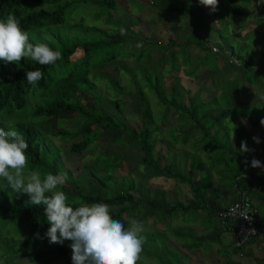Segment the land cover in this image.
<instances>
[{
    "label": "trees",
    "instance_id": "obj_1",
    "mask_svg": "<svg viewBox=\"0 0 264 264\" xmlns=\"http://www.w3.org/2000/svg\"><path fill=\"white\" fill-rule=\"evenodd\" d=\"M178 1L172 0L180 7L176 13L183 14L181 23L190 25L182 33V40L170 37L164 43L124 25V16L132 20L134 17L122 11L117 0H0V19L14 14L22 28L30 32V42L49 43L53 50L62 53V59L51 65H40L30 59L19 64L0 60V127L10 124L23 135L29 145L26 150L29 169L40 171L42 176L67 173L62 190L69 197V204L106 203L113 219L120 220L125 228L133 220L142 222L146 240L141 255L154 258L159 264H190L185 253L207 255L216 246L217 255L229 260L246 243L236 245L234 235L218 225L217 212L223 208L218 185L231 187L237 199L244 193L264 191V167H251L253 158L264 165V125L260 123L264 119V89L262 80L255 76L257 72L264 77V57L256 51L264 41V33L252 29L239 38L230 37L227 25L228 19L243 17L263 26L264 0H238V3L225 0L230 5L223 13L220 9L224 0H219L215 11L200 5L199 0H195V7ZM117 11L120 17H116ZM222 14L229 18L223 19ZM169 18L178 16L174 13L158 16L162 21ZM118 28L127 33L122 35L116 31ZM46 36L50 39L46 40ZM174 47L179 48L180 59L174 56ZM154 53L157 58H153ZM125 58H134L139 78L133 75L130 65L122 63ZM223 59L230 60L237 70L222 78L220 93L215 89L212 95L201 97L200 88L191 86V80L202 68L220 74L224 65L218 66L216 61ZM112 68L118 69L115 75L105 72ZM36 69L43 73V78L35 85L29 84L26 72ZM178 70L182 71L181 77L165 80L164 71ZM123 77L127 79L125 83ZM98 79L108 84L107 89L113 93L110 99L98 88ZM245 84L255 85L259 90ZM241 95L247 100L238 103ZM257 103L262 107L259 111ZM110 105L112 111L107 109ZM170 112L178 124L170 125L166 131L168 142L157 137L162 134V124ZM229 116L233 126L227 124ZM54 117L55 129L44 131L43 122ZM244 119L249 128L242 123ZM73 121L75 128L70 127ZM184 124L191 127L182 129ZM194 129L198 135L193 133ZM242 129L246 135L240 132ZM253 134L261 136L260 143L252 144L255 156L240 151L242 138ZM51 136L69 141L68 148L75 153L90 151L99 139L113 138L121 148L110 156L98 154L93 177L85 183L63 167L61 151ZM160 141L167 145L168 152L177 143L189 144L192 151L182 150L177 160L172 157L167 164L162 163L171 155L156 149ZM129 143L142 149L141 167H150L186 184L191 198L186 202L168 200L167 189L139 188L132 178L126 183L112 179V172L123 161L122 147ZM204 158L207 166L202 162ZM101 171L106 176H97ZM213 177L217 183H213ZM29 199L27 194L15 193L0 178V241L11 232L16 234L23 245L15 255L22 263L51 264L62 259L72 264V241L50 243L45 236L50 224L44 206L32 205ZM261 201L264 206V200ZM259 216L264 219L260 212ZM147 219H151L152 226L146 224ZM203 223L208 227L200 230ZM170 234L178 249L168 245L165 236ZM250 241L264 243L259 239ZM224 250L227 252L220 254ZM6 252L2 249L4 255Z\"/></svg>",
    "mask_w": 264,
    "mask_h": 264
},
{
    "label": "rangeland",
    "instance_id": "obj_2",
    "mask_svg": "<svg viewBox=\"0 0 264 264\" xmlns=\"http://www.w3.org/2000/svg\"><path fill=\"white\" fill-rule=\"evenodd\" d=\"M118 1V6L121 8L122 11H127L134 19H130L128 17H125L124 14H122L123 17V22L124 25L128 26L131 30L139 32L143 34L144 36L150 37L152 40L156 41H161V42H167L168 38H173V37H178V40H182V33L186 31L189 27V23H181V18L183 17V14L176 13L177 9H180L178 5H176L172 0H117ZM236 3H238V0H235ZM179 4L185 3L189 5L190 7H195L196 1L195 0H179ZM225 0L222 1L221 3V9L220 12L223 13L225 11V7L229 6ZM203 6V5H202ZM252 6V3L251 5ZM232 7V5L230 6ZM161 13H174L175 15L178 16V19H172L169 18L165 21L159 20L158 16ZM116 17H120V12H115ZM223 19L229 18L227 17V14H222ZM214 17V16H213ZM209 16L205 19L208 22ZM229 20V21H228ZM228 29H229V35L230 37H236L239 38L240 36L245 35L244 33L251 31L252 29H259L264 33V25L259 26L255 22V20L250 19V18H243V17H237L233 21H230L228 19ZM184 24V26H183ZM183 26V27H182ZM208 29H212L211 31L214 32L213 28L211 26L206 25ZM124 30L122 28H118L116 31ZM125 31V30H124ZM125 33H127L125 31ZM130 35V32H128ZM131 36V35H130ZM239 36V37H238ZM176 47V46H175ZM173 48L174 51V56L182 57L180 56L181 52L176 48ZM214 49V47H213ZM257 55H260L261 58L264 57V41L262 43H259L257 48ZM158 54L154 53L153 58H157ZM134 58H125L122 63L128 64L131 66V70L133 72V75H135L137 78L138 70L135 69L136 64L133 62ZM218 66L224 65L222 71L220 74L214 73L213 71L209 69H201L198 71L197 76L195 77L194 80H191L190 85L195 88H200V96L201 97H207V95H212L213 90H216L217 93L221 92V89L218 88L219 85L222 84V78H226L229 75H233V71H236V68L232 67V64L229 61L223 60H217L216 61ZM236 63V62H234ZM194 64L191 65L193 67ZM105 68H103L104 70ZM135 69V70H134ZM118 69H109L105 70V72H109L112 75H115L117 73ZM164 77L165 80L170 81L171 79L175 78L176 75H179L181 77L182 71L178 70L175 72H166L164 71ZM217 74V75H216ZM129 77L132 76L128 74ZM256 78L259 80H262V88L264 89V77L262 78L261 74L255 73ZM133 77V76H132ZM122 81L125 83L127 81L126 77L122 78ZM97 86L99 89H101L103 95H106L108 99H110L113 95V93L107 89V85L105 84L104 80H96ZM245 87H250L251 89L258 91L259 88L255 85L251 84H245ZM246 96L241 95L238 96V103L241 101H245ZM109 111H112V106L107 107ZM158 109V108H156ZM262 107H260V104H256V110H260ZM231 110V109H230ZM229 110H226L228 112ZM171 112L167 115L166 122L162 124L161 132L162 134L157 137V139L163 138L165 141H168V137L166 136V131L170 129V125H177L178 122L176 121L175 118H172ZM129 120L135 121V119L129 117ZM55 121L57 119L51 118L48 119L45 124L44 131H51L55 129ZM76 122L73 121V124H70V127L75 128ZM245 126H247L248 121L243 120L242 122ZM42 124V123H41ZM227 124L233 126V121L231 116L228 117L227 119ZM191 125H181V128H190ZM249 128V126H247ZM243 133V135H246V133L243 131V129L240 131ZM193 133L199 134L198 130L194 129ZM233 132L231 131L230 134ZM111 135L112 137L114 136L112 132H108V135ZM174 134H177L174 133ZM253 137H258L260 138L261 136L259 134L256 135H250V136H245L242 138V141L247 142V146L249 149H254V151H249V154L251 153L252 156H255L256 154V149L255 146L252 144L256 143L253 140ZM52 141L58 146V148L61 151V157H62V165L64 168H67L72 171L74 176H80L83 182H88L93 177V167L95 166V159L98 154H105V155H112L114 153H117L119 148L118 144L113 141V138H109L106 141L102 140H97L96 142L93 143L92 148L90 151L87 152H81V153H75L69 150L68 148V143L67 142H62L59 137L51 136ZM112 139V141H111ZM252 146V147H251ZM122 149L124 150L123 154V161L118 168L112 172V179H118L120 181H126L129 178L134 179L135 181V186L136 187H147L150 186L151 188H162V189H167V199L168 200H181V201H188L189 198H191V191L189 187L181 183L174 178H168L165 173H156L152 168L147 167V166H140V161L143 158V151L139 146L134 145L133 143L125 144ZM156 149L160 153L166 154L167 151V145L164 142H158L156 144ZM182 150L186 151H192L189 148V144H186L184 146H181L180 144H175L173 145L172 149L167 153L166 160H164L162 163L170 162L172 157H174V160H177L180 152ZM248 153V152H246ZM198 155L203 158L202 156L206 157L205 154H199ZM216 157L215 155H212V158ZM207 158V157H206ZM206 158L203 159L202 162L205 163L207 166V161ZM202 160V159H201ZM218 171V170H217ZM97 173V172H95ZM97 176H106V173L101 171L97 173ZM111 179V180H112ZM111 187L114 186V183L111 182ZM259 196L264 197V191L259 192L258 194L256 193H251V199L252 201L259 206L258 208L260 209L261 215L264 217V206L262 205L263 201H261V198L259 199ZM177 220H174V223H176ZM146 224L152 226L151 219H147ZM145 224V225H146ZM159 225V224H158ZM202 229V228H201ZM200 229V230H201ZM228 237V236H227ZM156 238L161 239V235H156ZM166 241L168 245L173 248V249H178V247L175 245V239L173 236L167 235L165 236ZM22 242L21 239H19L16 234H13L12 232L10 235L0 241V264H27V263H22L18 261V257L15 254L19 253L22 250ZM212 250L209 252L207 255H202L201 253L199 254H191V253H185L186 254V259L190 262V264H238L240 261H242L241 264H264V243L261 244H255L253 246L249 245V242L244 244L242 248L237 252L236 254H233L231 259L227 260L224 256H219L217 255L216 246L211 247ZM2 249L8 250L6 254L4 255L2 253ZM180 249V248H179ZM227 250H224L222 253H226ZM12 253V254H11ZM246 253V254H244ZM238 261V262H237ZM51 264H67L65 263L64 260H56L52 262ZM139 264H159L154 258H147V256L142 255L141 262Z\"/></svg>",
    "mask_w": 264,
    "mask_h": 264
},
{
    "label": "clouds",
    "instance_id": "obj_3",
    "mask_svg": "<svg viewBox=\"0 0 264 264\" xmlns=\"http://www.w3.org/2000/svg\"><path fill=\"white\" fill-rule=\"evenodd\" d=\"M219 0H199V4L215 11ZM121 34H126L121 30ZM30 32L21 26V21L14 14L0 19V60L19 64L21 60L30 59L40 65L55 64L62 59L59 50H53L49 43L30 42ZM45 39H50L45 37ZM137 46H142V42ZM43 78L39 70L26 72L29 84L35 85ZM260 123L264 125V119ZM5 127L8 130H5ZM0 127V178L15 193L29 196V203L43 205L46 221L50 224L45 236L50 243L63 244L72 241V264H139L146 237L142 222L133 220L130 227L113 219L110 207L106 203L72 205L69 197L62 190L66 183L67 173H46L28 168L26 150L29 145L22 134L10 124ZM258 144V137H253ZM241 152L249 149L246 141L241 142ZM262 159V158H260ZM247 164V161H245ZM251 167L262 168L261 161L253 158ZM255 234L254 230H251ZM39 237V233L36 234Z\"/></svg>",
    "mask_w": 264,
    "mask_h": 264
},
{
    "label": "built area",
    "instance_id": "obj_4",
    "mask_svg": "<svg viewBox=\"0 0 264 264\" xmlns=\"http://www.w3.org/2000/svg\"><path fill=\"white\" fill-rule=\"evenodd\" d=\"M217 217L218 225L234 235L236 245L255 239L264 242V222L250 195L241 194L236 201L219 209ZM251 230H254L255 234H252Z\"/></svg>",
    "mask_w": 264,
    "mask_h": 264
},
{
    "label": "crops",
    "instance_id": "obj_5",
    "mask_svg": "<svg viewBox=\"0 0 264 264\" xmlns=\"http://www.w3.org/2000/svg\"><path fill=\"white\" fill-rule=\"evenodd\" d=\"M217 182H218L217 178L213 177V183H217ZM218 187H219L218 197H219V201H220V208L224 207V206H226V205H228V204H230V203H232L234 201H236L237 198H236V196L234 194L235 192H234L233 189H231V187L229 188L228 186L221 185V184H219ZM249 195L251 196V194H249ZM260 198H261V200L262 199L264 200V197L259 196V199ZM259 212H260V209H259ZM262 221L264 222V219H262ZM201 226L202 227H199V229L202 228L201 230L206 229V227H208L207 223H203V224H201ZM255 244H258V243L255 242V241H249V245L250 246H253ZM259 244H261V243H259ZM244 254H246V253H244ZM241 263H242V261H240V263L238 262V264H241ZM246 264H248V262H246Z\"/></svg>",
    "mask_w": 264,
    "mask_h": 264
}]
</instances>
